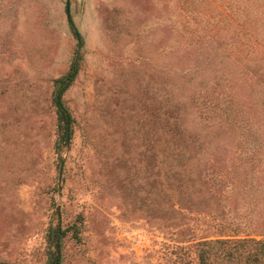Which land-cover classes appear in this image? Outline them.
Returning a JSON list of instances; mask_svg holds the SVG:
<instances>
[{"label": "rangeland", "instance_id": "374dc122", "mask_svg": "<svg viewBox=\"0 0 264 264\" xmlns=\"http://www.w3.org/2000/svg\"><path fill=\"white\" fill-rule=\"evenodd\" d=\"M242 22L261 36L264 0H0V264H46L48 228L74 224L79 237L63 239L62 264L194 262L145 217L156 202L129 182L126 127L144 123V102L157 104L181 71L263 62L264 42ZM73 63L66 146L56 142L52 97ZM225 88L210 96L215 110L244 129L248 118ZM254 140L241 136L238 155L257 156ZM229 178L217 192L229 193ZM249 193L233 218L239 234L257 230Z\"/></svg>", "mask_w": 264, "mask_h": 264}, {"label": "trees", "instance_id": "16d2710c", "mask_svg": "<svg viewBox=\"0 0 264 264\" xmlns=\"http://www.w3.org/2000/svg\"><path fill=\"white\" fill-rule=\"evenodd\" d=\"M246 22H242L246 33L264 42V32L259 36L257 28H247ZM68 24L75 31L69 15ZM248 65L222 64L213 75L205 68L181 71L172 83H163L157 104L144 102V123L126 127L129 182L144 188L149 200L156 202L155 213L147 210L145 217L155 218L161 232L172 237L178 248L192 251L195 261L190 264H264V61L253 71ZM77 71L73 63L54 81L58 85L52 97L58 119L56 142L66 146L73 137L74 119L62 96ZM221 83L231 102L247 116L249 125L244 129L215 110L210 96L217 94ZM244 135L261 145L257 156L238 155L236 142ZM222 174H229V193L216 191ZM249 192L257 208V230L239 234L233 218ZM225 229L235 232L226 234ZM79 232L76 224L49 227L46 264H62L63 239L69 233L79 237Z\"/></svg>", "mask_w": 264, "mask_h": 264}, {"label": "water", "instance_id": "95a60500", "mask_svg": "<svg viewBox=\"0 0 264 264\" xmlns=\"http://www.w3.org/2000/svg\"><path fill=\"white\" fill-rule=\"evenodd\" d=\"M68 1V0H67Z\"/></svg>", "mask_w": 264, "mask_h": 264}]
</instances>
